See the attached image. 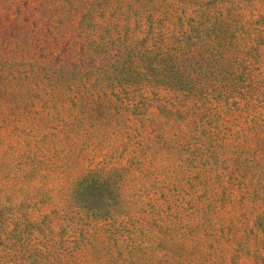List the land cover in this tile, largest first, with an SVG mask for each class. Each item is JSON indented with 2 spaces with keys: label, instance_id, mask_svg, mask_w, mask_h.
Wrapping results in <instances>:
<instances>
[{
  "label": "rangeland",
  "instance_id": "rangeland-1",
  "mask_svg": "<svg viewBox=\"0 0 264 264\" xmlns=\"http://www.w3.org/2000/svg\"><path fill=\"white\" fill-rule=\"evenodd\" d=\"M0 264H264V0H0Z\"/></svg>",
  "mask_w": 264,
  "mask_h": 264
}]
</instances>
